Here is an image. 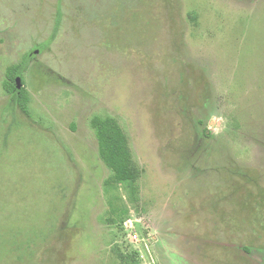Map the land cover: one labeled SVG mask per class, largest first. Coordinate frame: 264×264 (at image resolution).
<instances>
[{
	"label": "rangeland",
	"instance_id": "obj_1",
	"mask_svg": "<svg viewBox=\"0 0 264 264\" xmlns=\"http://www.w3.org/2000/svg\"><path fill=\"white\" fill-rule=\"evenodd\" d=\"M59 8L14 117L8 71ZM96 115L135 185L101 159ZM127 259L264 264V0H0V264Z\"/></svg>",
	"mask_w": 264,
	"mask_h": 264
},
{
	"label": "trees",
	"instance_id": "obj_2",
	"mask_svg": "<svg viewBox=\"0 0 264 264\" xmlns=\"http://www.w3.org/2000/svg\"><path fill=\"white\" fill-rule=\"evenodd\" d=\"M62 17V11L59 8L54 31L50 38L45 43L38 45L35 47V49L30 51L21 64L13 66L8 71L7 76L9 80L5 82V88L10 94L8 107H11L12 110L10 113L14 117L16 114V109L20 108L27 112V103L30 99V97L25 93V89L18 88L17 80L20 79L22 82L24 73L29 68L31 62L36 58L37 55L50 48L55 42L61 28ZM15 123L16 122H14V124ZM91 123L98 141L99 155L108 168L113 171L115 180L121 184L130 183L135 185L137 180V172L132 167L131 153L128 147L127 137L117 120L109 116L103 117L96 115L92 118ZM104 185L105 187H108L110 186V182H105ZM64 198H66V195H64ZM45 237L47 239L48 234ZM46 239L43 242H45ZM28 248L30 250L29 256H34L35 248L33 249V245L30 244ZM124 262L125 264H130V260L128 259Z\"/></svg>",
	"mask_w": 264,
	"mask_h": 264
},
{
	"label": "water",
	"instance_id": "obj_3",
	"mask_svg": "<svg viewBox=\"0 0 264 264\" xmlns=\"http://www.w3.org/2000/svg\"><path fill=\"white\" fill-rule=\"evenodd\" d=\"M17 86H18L19 89H21L22 86H23L20 79L17 80Z\"/></svg>",
	"mask_w": 264,
	"mask_h": 264
},
{
	"label": "built area",
	"instance_id": "obj_4",
	"mask_svg": "<svg viewBox=\"0 0 264 264\" xmlns=\"http://www.w3.org/2000/svg\"><path fill=\"white\" fill-rule=\"evenodd\" d=\"M135 238H136V236H135ZM137 239V238H136Z\"/></svg>",
	"mask_w": 264,
	"mask_h": 264
}]
</instances>
